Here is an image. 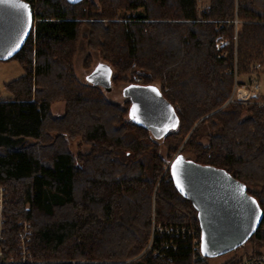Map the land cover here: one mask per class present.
Returning a JSON list of instances; mask_svg holds the SVG:
<instances>
[{
  "label": "trees",
  "instance_id": "1",
  "mask_svg": "<svg viewBox=\"0 0 264 264\" xmlns=\"http://www.w3.org/2000/svg\"><path fill=\"white\" fill-rule=\"evenodd\" d=\"M25 1L38 20L10 59L24 74L0 90V185L8 192L0 264H209L201 236L193 259L198 212L170 168L164 173L157 141L131 119L130 97L112 103L77 78L76 42L88 30V45L115 71L112 83L159 84L178 118L163 137L173 141L169 152L185 142L176 157L225 170L264 212V106L228 103L239 77L264 73V0H211L203 12L198 0ZM122 9L136 13L121 17ZM58 100L66 111L54 116ZM76 141L90 150L74 153ZM21 220L33 230L26 258ZM252 239L264 243V219Z\"/></svg>",
  "mask_w": 264,
  "mask_h": 264
},
{
  "label": "water",
  "instance_id": "2",
  "mask_svg": "<svg viewBox=\"0 0 264 264\" xmlns=\"http://www.w3.org/2000/svg\"><path fill=\"white\" fill-rule=\"evenodd\" d=\"M17 3L26 4L27 9L13 6ZM34 22V9L29 2L0 0V61H8L21 51ZM112 76V67L100 62L86 80L110 91ZM125 94L132 101L131 119L141 125L147 127L150 121L177 118L174 108L158 88L154 92L150 86L130 85L125 88ZM170 172L180 193L197 209L204 256L219 257L236 250L262 225L264 212L257 199L248 193L244 183L225 170L180 156L173 160Z\"/></svg>",
  "mask_w": 264,
  "mask_h": 264
},
{
  "label": "rangeland",
  "instance_id": "3",
  "mask_svg": "<svg viewBox=\"0 0 264 264\" xmlns=\"http://www.w3.org/2000/svg\"><path fill=\"white\" fill-rule=\"evenodd\" d=\"M211 0H198V10L200 12L205 11L210 6ZM136 12L130 13L126 10H120L119 14L121 17H126L128 15L135 14ZM34 19L35 22L38 20L35 17L34 13ZM34 22V23H35ZM86 29L81 31L78 41L76 42V51L74 56V67H75V73L77 78L81 82H88L86 80V76L95 68V66L100 63L104 62V54L102 50L94 49L88 45V40L86 38L87 34ZM133 68H136V64H133ZM24 71L20 64L15 60H8V61H0V90L3 91L4 84L7 82H10L19 76L23 75ZM115 76V71L113 70V77ZM132 80L142 84L144 82L143 78L138 76L137 74H132ZM253 82H258L260 84V91L256 93V95L252 94V85ZM129 80H115L112 83V89L110 91H106L103 88V94L104 97L108 100H110L112 103L115 104H124L129 98V96H126L125 94V88L128 85ZM160 89L159 84H154L150 86V89ZM237 89H241V92H236ZM155 92V91H154ZM236 92V95H235ZM238 94L240 97H238ZM4 95H6L4 93ZM234 96L233 102H240L244 106L247 105H257L259 107L264 106V73L260 74L259 77H254L252 80H248L247 78L239 77L238 80L235 83L234 90L232 93L231 98ZM230 98V99H231ZM230 99L228 100V103L231 102ZM52 113L54 116H61L66 111V102L64 100H58L55 101L52 106ZM147 127L149 128L151 135L155 141H157V144L159 145V152L160 154L166 158V162L163 165L164 173L167 172V170L170 167V163L172 160L177 156V154L181 151L183 145L185 142L181 144L178 150H174L171 153L169 152L168 143H173L172 140H170L168 143L164 142L163 137L170 131H173L176 129L178 125V120L176 117H174L170 121H150L147 124ZM189 134L184 137L183 141H186ZM72 150L74 153H77L79 151L81 152H88L90 150L87 146H82L79 144V141H76L72 145ZM186 157H192V153H185ZM163 178V175L161 176ZM250 188L253 190H260V186H254L250 185ZM8 201V192L5 186L0 185V258L2 257V242L4 241V234H5V208L6 203ZM19 230L17 234V238L20 241L18 247L21 250L22 258H26L28 256H31V254L28 252L29 245L28 243L31 240L32 236V224L30 221L27 220H21L19 222ZM171 229H176L173 225H164V226H158L157 231L160 232H167L172 233L171 231L168 232ZM186 229L183 227V230ZM179 230V228H177ZM185 231V230H184ZM192 234L194 236H197L194 240L195 248H198V242L200 241V235L201 233L196 228H191ZM177 233V232H176ZM173 234V233H172ZM199 237V238H198ZM165 245H167L165 243ZM153 247L152 241L148 244L147 248L144 250L151 251ZM252 255H264V243H258L254 239L248 240L245 244H243L241 247L238 248L236 251H232L226 255H222L219 257H212L208 260L209 264H227L232 263L234 258L238 260V258H241L243 261L244 258L252 256ZM200 254L197 253V250L195 249L194 254V261L199 258ZM241 261V262H242ZM240 262V263H241ZM239 263V264H240Z\"/></svg>",
  "mask_w": 264,
  "mask_h": 264
},
{
  "label": "built area",
  "instance_id": "4",
  "mask_svg": "<svg viewBox=\"0 0 264 264\" xmlns=\"http://www.w3.org/2000/svg\"><path fill=\"white\" fill-rule=\"evenodd\" d=\"M237 91H238V93H240L241 89H237L236 92ZM251 91H252L253 95H256V93H258L260 91V84L258 82H253ZM236 92H235V95H236ZM238 97H240L239 94H238ZM230 101L231 102L234 101V96L230 99ZM173 160H172V162H173ZM172 162L170 163V166H171ZM170 231L171 232H178L174 229H171L168 232H170ZM195 249L197 250V253L200 254V246L198 248H195ZM240 264H264V255H252V256L246 257L243 259V261Z\"/></svg>",
  "mask_w": 264,
  "mask_h": 264
},
{
  "label": "snow or ice",
  "instance_id": "5",
  "mask_svg": "<svg viewBox=\"0 0 264 264\" xmlns=\"http://www.w3.org/2000/svg\"><path fill=\"white\" fill-rule=\"evenodd\" d=\"M13 6L19 7V8L25 9V10L27 9V5L26 4L17 3V4H14ZM152 91H156V89H152ZM133 112H135V109H133Z\"/></svg>",
  "mask_w": 264,
  "mask_h": 264
},
{
  "label": "crops",
  "instance_id": "6",
  "mask_svg": "<svg viewBox=\"0 0 264 264\" xmlns=\"http://www.w3.org/2000/svg\"><path fill=\"white\" fill-rule=\"evenodd\" d=\"M22 76V75H21ZM21 76H19V77H21Z\"/></svg>",
  "mask_w": 264,
  "mask_h": 264
}]
</instances>
